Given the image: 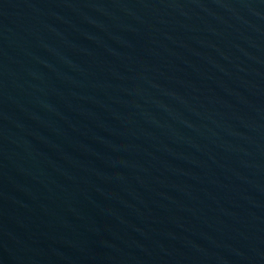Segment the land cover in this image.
<instances>
[{"label":"water","instance_id":"1","mask_svg":"<svg viewBox=\"0 0 264 264\" xmlns=\"http://www.w3.org/2000/svg\"><path fill=\"white\" fill-rule=\"evenodd\" d=\"M0 264H264V0H0Z\"/></svg>","mask_w":264,"mask_h":264}]
</instances>
